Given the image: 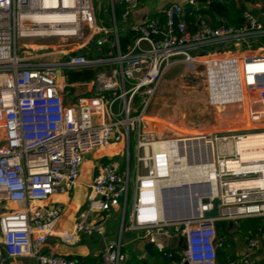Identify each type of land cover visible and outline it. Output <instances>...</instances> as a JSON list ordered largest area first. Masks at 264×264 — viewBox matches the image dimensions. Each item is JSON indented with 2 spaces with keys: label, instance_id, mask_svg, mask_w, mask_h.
I'll return each mask as SVG.
<instances>
[{
  "label": "built area",
  "instance_id": "built-area-1",
  "mask_svg": "<svg viewBox=\"0 0 264 264\" xmlns=\"http://www.w3.org/2000/svg\"><path fill=\"white\" fill-rule=\"evenodd\" d=\"M110 1L114 21L116 4ZM141 1L121 0L123 21ZM182 15V7L173 5L165 11L162 30L154 22L138 25L134 45L121 54L116 26L97 23L93 0H0V264L18 258L82 264L44 252L62 214L61 204L49 200L76 188L88 155L114 145L125 147V169L105 162L96 166L86 203L74 221L75 234L104 237V214L127 209L131 172L136 181L127 229L160 252L166 248L163 242L183 240L178 264H217V222L264 218V160L243 162L240 148L249 136L264 134V56L237 59L242 130L185 139L148 114L157 87L172 68L193 67L202 58L193 53L216 44L264 36V19L258 22L246 13L238 28L202 24L192 34ZM95 36L98 48L112 37L114 53L107 52L106 59L89 57L86 49ZM31 52L38 55L28 56ZM98 68L91 82L70 84L66 79L67 70ZM79 90L83 94L76 95ZM196 138L212 145L213 170L182 186L172 181V171L182 166L180 158L160 146ZM243 183L249 185H239ZM178 191H185L190 205L184 216L168 207L169 196ZM213 200L218 215L209 218L205 214ZM259 246L257 238L247 239L250 253ZM101 260L126 264L121 242H107ZM240 264H250V258Z\"/></svg>",
  "mask_w": 264,
  "mask_h": 264
},
{
  "label": "crops",
  "instance_id": "crops-1",
  "mask_svg": "<svg viewBox=\"0 0 264 264\" xmlns=\"http://www.w3.org/2000/svg\"><path fill=\"white\" fill-rule=\"evenodd\" d=\"M112 1L117 6L121 5L123 7L121 0ZM189 1L190 0H142L138 8L133 12L132 16L127 21L121 20L119 22V27L121 30L125 31L128 27L134 29L144 22L157 23L160 21L162 22V20L163 22L161 26L163 27L165 25V11L173 5H179L183 9V15L181 19L183 20L186 26L187 32L191 33L193 30L199 29L202 24H206V20L210 22V19L195 14L194 12L198 11L201 7L197 5L196 0H192L195 2V5L193 6L189 5ZM102 2L106 4L108 8H110V18L112 23L111 29L114 27V25L117 27L115 19L114 21L112 20L111 1L103 0ZM234 3L236 9H240L243 6L246 10L244 14L250 13L258 22H263L264 0H234ZM190 7L192 9L187 13L186 10ZM244 14L240 18L244 19ZM184 15H189L190 17L184 18ZM240 18H238V20ZM192 21L195 22L196 26L192 25ZM217 21L221 25H224V22L222 20L218 19ZM98 22L99 25L103 26L101 20ZM111 45H114V43H111ZM209 52L214 54L222 53L225 55H229L233 59L208 61L205 69L207 84L209 81H211V83L215 87V85L218 84V81L222 79V81L224 80L226 82L225 85L227 84L226 87L230 91V94L233 96L236 95L235 98L239 97L238 99H240L241 94L237 78V59L264 56V36H251V38L247 42L230 41L225 44H216L204 50L194 52L193 55L198 54V56L200 55L201 57H203V55L208 54ZM218 63L226 64L224 66L226 70L221 72L219 65H216ZM176 67L172 68L169 72H171ZM115 149H120L122 152H124V154H126L125 147H123L122 145H114L109 146L104 150H99L88 155L84 159V164L82 166L80 178L76 188L69 194L54 195L50 198L49 204H61L62 214L59 222L55 226V234L48 238L46 242V245L44 247L45 253L75 260L82 264H101V256L106 243L112 241H120L123 245V251L127 256L126 262H131L132 260H135L141 261L143 264L163 263L162 261L156 260L154 258V253L156 251L160 252L155 244H152V253L149 254L145 251V245L149 243L141 242V235L139 233L131 232L127 229L130 215L129 204L125 212H122L121 209H118L112 210L104 214V237L86 236L82 234H75L74 232V221L76 219L77 214L83 209L86 203V199L89 195V184L91 182L92 175L96 166L100 163L107 162L109 164H112L118 170H124V167L122 168V165H120L116 160L115 156L117 154H115ZM122 157L123 161H125L126 156ZM179 193L180 192H176L174 193V195H170L169 202H173V200H175L174 203L184 202L188 211L190 205L186 201L185 195L183 193ZM192 205L194 206V204ZM187 211L185 213H187ZM185 213L182 214V216H184ZM245 220H261L263 225L261 226L260 234L255 237L259 240L260 246L255 252L250 253L247 248V239L250 238L242 236L239 230L240 220L232 222L228 221L226 222V246L223 249V251L227 255L226 260L229 261V256H232L233 261L228 264H240V261L243 258L249 257L250 264H264V232H262V228H264V218H247ZM66 234L70 235L71 239L62 240L61 236H65ZM176 242L177 244L174 246V248H170V243L167 245L163 242L162 244L166 247L165 249L170 248L175 250L176 253H179L181 251V246L178 243L179 240H177ZM3 255L4 253L0 244V256ZM5 264L37 263L32 259L18 258L7 260Z\"/></svg>",
  "mask_w": 264,
  "mask_h": 264
},
{
  "label": "rangeland",
  "instance_id": "rangeland-1",
  "mask_svg": "<svg viewBox=\"0 0 264 264\" xmlns=\"http://www.w3.org/2000/svg\"><path fill=\"white\" fill-rule=\"evenodd\" d=\"M102 1L93 0L96 14L102 11ZM97 38V36L93 37L87 46L86 52L89 57H99V53L94 51L97 48L95 46ZM114 51V45L109 46L108 53L113 54ZM18 54L21 55V52ZM36 55L38 53L31 52L28 56L35 57ZM106 58L107 55L101 59ZM38 59L37 57L33 60ZM221 59L233 58L222 53L214 54L209 52L203 55L193 67H189L187 64H180L167 73L153 95L150 108L148 109L149 116L154 120L167 124L171 129H174L173 131L177 136L184 137L185 139L189 137L193 138L203 133L242 130L245 125V111L242 104L238 103L239 97L235 98L236 95L230 94V91L226 87L227 84L225 85L226 82L222 81V79L218 81L215 87L211 81L207 84L205 62ZM216 65H219L221 72L226 70L224 67L226 64L218 63ZM81 94H83L82 90L76 93V95ZM169 135L174 134L169 133ZM115 154H117L115 156L116 160L125 169L126 159L123 161L122 157L125 156L124 152L120 149H115ZM130 161L132 166V142L130 145ZM135 181V174L131 172L129 177L130 197L135 186ZM203 189L206 192L208 189L207 185ZM130 201L131 198L128 204H130ZM174 202L175 200L168 202L171 213L184 214L187 211L184 202Z\"/></svg>",
  "mask_w": 264,
  "mask_h": 264
},
{
  "label": "trees",
  "instance_id": "trees-1",
  "mask_svg": "<svg viewBox=\"0 0 264 264\" xmlns=\"http://www.w3.org/2000/svg\"><path fill=\"white\" fill-rule=\"evenodd\" d=\"M197 5L201 8L194 13L201 16L207 17L210 19V22L206 20V25L210 26L211 28H218L221 26L225 27H233L238 28L241 25L237 22L238 18L242 17L243 14L246 12L245 8L242 6L240 9H236L234 0H196ZM123 12V7L121 5H116L114 7V19L117 25V37H118V50L121 54H125L133 45L136 39L139 36V33L134 28L128 27L125 31L121 30L118 26V23L122 20L121 15ZM97 23L98 21H103V26L111 29L112 23L110 18V8L106 4H102V11L99 12L97 15ZM165 17V16H164ZM189 15H184V18H189ZM222 20L224 25L218 23L217 20ZM163 22V20H162ZM162 22H157L156 25L162 30ZM192 25H195V22L192 21ZM197 28V27H196ZM199 29L193 30L191 33L197 32ZM189 31V30H188ZM109 46L111 43H105L102 47L96 48L94 51L99 53L100 58H105L107 52L109 50ZM108 48V49H107ZM116 50V48H115ZM100 68L96 70H83V71H70L67 70L65 72L66 79L70 84L76 83H88L91 82L95 74ZM131 162V161H130ZM107 163V162H105ZM121 170V169H120ZM130 197L128 198L129 201ZM261 220L256 221H249V220H240L239 221V230L242 236L247 238H255L257 235L260 234V229L262 226ZM226 222H217L215 224L217 238L220 242L221 246L217 248L216 251V263L217 264H228L232 262V256H229V261L226 260L227 255L223 251L226 246L225 238H226ZM154 258L156 260H160L162 264H178L180 262V256L178 252L176 253L175 250L167 248L164 249L162 252L156 251L154 253ZM126 264H143L141 261L132 260L131 262H126Z\"/></svg>",
  "mask_w": 264,
  "mask_h": 264
},
{
  "label": "bare ground",
  "instance_id": "bare-ground-1",
  "mask_svg": "<svg viewBox=\"0 0 264 264\" xmlns=\"http://www.w3.org/2000/svg\"><path fill=\"white\" fill-rule=\"evenodd\" d=\"M194 140V141H193ZM202 138H196L191 140H180L176 142L169 141L166 144H162L161 148H169L177 157L180 158L182 166L172 171V181L177 184L191 185L198 179H204L205 174L203 168H210L212 163V157L209 154V142L202 143ZM241 148V160L243 162H262L264 160V134L257 133L244 139L240 144ZM213 151V148H212ZM199 167H203L198 172ZM240 186H246L247 184H239ZM212 189L215 191L214 186ZM191 190V189H190ZM185 192V191H184ZM67 235V234H66Z\"/></svg>",
  "mask_w": 264,
  "mask_h": 264
},
{
  "label": "water",
  "instance_id": "water-1",
  "mask_svg": "<svg viewBox=\"0 0 264 264\" xmlns=\"http://www.w3.org/2000/svg\"><path fill=\"white\" fill-rule=\"evenodd\" d=\"M192 8L190 7V8H188L187 10H186V12L188 13L190 10H191ZM238 22L240 23V24H244L245 23V20L244 19H242V18H240L239 20H238ZM112 37L109 39V41L111 42L112 41ZM194 141V140H193ZM201 142L204 144V143H206L204 140H201ZM210 144V143H209ZM209 146V154H210V157H212V163H211V165H210V168H203V170H202V168L201 167H199V168H201V169H199L198 170V172H200V170H202L203 171V173L205 174V176L204 177H206L212 170H213V151H212V145L210 144V145H208ZM181 167V166H180ZM178 169V168H177ZM179 192V191H178ZM211 205H212V210L210 211V212H208V213H206L205 215H206V217H209V218H216L217 217V215H218V209H217V206H218V201L217 200H213L212 201V203H211ZM174 218V217H173ZM262 232H264V228H262ZM179 244H180V246H181V248H183V240H179V242H178ZM177 244V242H176V240L175 239H173V240H171V242H170V248H174V246ZM152 247H153V245L151 244V243H149V244H146L145 245V251L146 252H148L149 254H151L152 252ZM144 264H146V263H144Z\"/></svg>",
  "mask_w": 264,
  "mask_h": 264
}]
</instances>
